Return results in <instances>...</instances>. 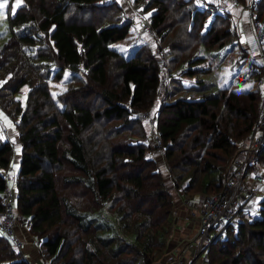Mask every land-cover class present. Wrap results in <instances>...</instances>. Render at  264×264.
<instances>
[{
	"label": "trees",
	"instance_id": "trees-1",
	"mask_svg": "<svg viewBox=\"0 0 264 264\" xmlns=\"http://www.w3.org/2000/svg\"><path fill=\"white\" fill-rule=\"evenodd\" d=\"M122 1L143 16L154 45L142 40L128 55L110 46L135 21ZM11 3L0 43V109L15 141L0 137V212L16 142L12 212L16 227L24 224L32 244L40 242L42 260L161 263L173 241L175 192L223 187L261 101L258 91L228 86L169 100L179 78L205 63L202 50L240 44L232 10L209 12L195 0H20L14 11ZM253 9L264 28V0ZM156 48L164 52V70ZM246 55L242 50L240 61ZM66 69L65 88L52 96L49 82ZM248 73L260 77L264 66ZM157 101L155 130L172 185L146 154L150 119L138 116ZM258 163L264 169V147ZM258 203L212 242L204 264H264V196ZM0 264H33L2 231Z\"/></svg>",
	"mask_w": 264,
	"mask_h": 264
},
{
	"label": "built area",
	"instance_id": "built-area-1",
	"mask_svg": "<svg viewBox=\"0 0 264 264\" xmlns=\"http://www.w3.org/2000/svg\"><path fill=\"white\" fill-rule=\"evenodd\" d=\"M132 2V0H127ZM199 7L215 12L221 9L224 0H195ZM234 4L241 5L248 13V19L252 35L264 59V28L255 17L254 5L256 0H233ZM148 30V27L144 25ZM156 61L160 69H165L164 52L161 48L155 49ZM253 126L246 140L237 142V148L233 153L223 187L219 191L203 195L202 201L196 206L194 218L199 221V228L192 237L183 240L179 251L172 253L170 264H204L208 258L209 248L212 242L225 233L226 227L233 222L239 212H251L257 207L252 203L254 196H264V169L246 178L247 171L257 163V154L264 147V79L263 92L259 103ZM149 110L142 111L138 116L142 119H150ZM152 122V120L150 121ZM4 131V129H3ZM152 134L156 139V148L161 147L157 131ZM156 149V150H157ZM7 169L4 174L7 173ZM7 175V174H6ZM14 193L5 189L6 209L0 212V231L6 234L12 243L22 247L23 241L16 233V217L12 212Z\"/></svg>",
	"mask_w": 264,
	"mask_h": 264
},
{
	"label": "rangeland",
	"instance_id": "rangeland-1",
	"mask_svg": "<svg viewBox=\"0 0 264 264\" xmlns=\"http://www.w3.org/2000/svg\"><path fill=\"white\" fill-rule=\"evenodd\" d=\"M122 2L125 6L124 14L133 17L135 20L133 25L131 26L134 27L136 31H131L130 33H128V36L124 40L118 43L114 42L111 44V46L115 47V45L117 44L115 48L119 50L121 53L128 55L132 52V50L137 45V43H141L142 40L150 43L151 45H154L153 37L144 28L145 20L143 16L138 12L136 7L129 6V4L128 3L126 4L124 1ZM6 4H7V0H0V43L5 38L7 33V28L5 24ZM19 4H20V0H12L11 10L14 11ZM233 20H235V18H233ZM241 40L243 43H240L239 45L233 44L232 47L230 44H227L219 48L202 50L201 54L205 56V63L197 65L198 67H200L199 71L194 72L192 74L184 75V77L179 78L181 83L177 87L173 88L176 89L178 93H175L174 96L170 94L169 100L175 99L180 96L198 97L203 92L209 90L214 91L217 88L223 86H228L234 90H255L258 91L262 96L264 74L261 75L260 77H256L254 75L253 76L250 75L248 71L250 69V66L254 68H257L259 65L264 66V59L262 58L261 52L257 46L256 41L254 40V38H251L247 28H245L243 34L241 35ZM242 50H245L247 52L246 60L244 61H240L239 59L240 52ZM202 68H207V70L206 69L201 70ZM69 75H70V71L66 69L62 73V76L59 80L49 82V90L52 96H54L58 91H61L65 88ZM189 84H191L192 87H188L187 85ZM23 91H20L17 94L20 97V99L24 97ZM159 102L160 101H157L155 103L154 108L151 110L150 120H152V122H150V120H146L148 125V132H149L147 138L149 149H147L146 154L147 156L155 158L158 167L161 173L163 174L165 182L169 183L168 180H170V185H172V181H171L172 179H168L169 177L166 174L167 168L163 159L162 150L160 148L159 150H155L154 148L156 139L154 138L152 132L155 129L156 109L158 107ZM13 136H14L13 124L11 123V120L6 116V114L0 109V137L1 139L4 138L12 139ZM15 157L16 160H13ZM161 160L164 163L166 172L161 164ZM18 163H19L18 147L15 143H13L12 157L10 159V164H9L11 169H8L6 173L7 188L14 193V199L12 203L13 206L15 204V196H16L15 193L16 188L14 181H15V174L18 169ZM262 169H263V165L256 163L254 167L250 168L246 172L247 173L246 178H249V176L253 175L255 173L254 171H261ZM178 191L182 195H185L181 188ZM192 195L193 194L191 195L187 194L186 196H192ZM199 196L200 194H197L196 197ZM261 198H262L261 196H254L253 200L255 202L257 201L259 202ZM258 202H257V206H259ZM179 212L180 211H178L177 214H179ZM13 213H16L15 209H13ZM186 216L188 220L190 221L194 220L193 212L192 215L191 213H187ZM175 218H174V223L176 227ZM35 244L36 245L33 246L35 247L38 256L42 257L40 252L41 249L40 242L39 244L37 242ZM42 261L44 262V264H47L45 260Z\"/></svg>",
	"mask_w": 264,
	"mask_h": 264
},
{
	"label": "crops",
	"instance_id": "crops-1",
	"mask_svg": "<svg viewBox=\"0 0 264 264\" xmlns=\"http://www.w3.org/2000/svg\"><path fill=\"white\" fill-rule=\"evenodd\" d=\"M227 6H229L230 10L233 11L232 14H234V16H235L234 18H235L237 30L239 32L240 43H243L241 40V35L243 34L245 28L248 29L251 38H253L252 31H251L250 24H249L247 11L245 9L240 8L236 4H234L233 0H224L221 2V7H227ZM131 31H136V30L134 29V27L131 26L128 33H130ZM127 36H128V34L123 39L116 41V42L118 43V42L124 40ZM116 46H117V44L115 45V47ZM111 47L115 48L114 46H111ZM10 140L15 141V139L13 137ZM15 144H16V142H15ZM17 147H18V152H19V146L17 145ZM159 158H160V156H159ZM13 160H16V157ZM161 164H162V166L166 172V169L164 167V163L162 162V160H161ZM9 169H11L10 166H9ZM166 174L169 177L168 179H170L168 171L166 172ZM168 181H169V183L168 182L167 183L170 184V180H168ZM174 196H175V200H176V203H175L176 227H175L174 234L172 237L173 241L170 243V249L162 258V261H161L162 264H166V263L170 264V262L172 260L171 259L172 253H176V251H179V248H180L183 240L187 237H192L194 234L197 233L198 228H199L198 219L194 218V220L190 221V220H188L186 214L191 213V215H192V212H193V214H195L197 212L196 206L201 203L203 195H200L199 197H196L197 194H193L192 196H186V195H182L177 190V192H175ZM257 202H255L252 198V203H255L257 205ZM178 211H180L179 214H177ZM16 231L18 232L19 236L21 237V239L23 241V245H22L21 249L23 250L24 255L29 260H31V262L33 264H44V262L41 259L42 257L38 256V253H37L35 247L33 246L34 244H32V238L28 234V231L24 227V224L18 223V226L16 227Z\"/></svg>",
	"mask_w": 264,
	"mask_h": 264
},
{
	"label": "water",
	"instance_id": "water-1",
	"mask_svg": "<svg viewBox=\"0 0 264 264\" xmlns=\"http://www.w3.org/2000/svg\"><path fill=\"white\" fill-rule=\"evenodd\" d=\"M154 264H162V263H154Z\"/></svg>",
	"mask_w": 264,
	"mask_h": 264
}]
</instances>
